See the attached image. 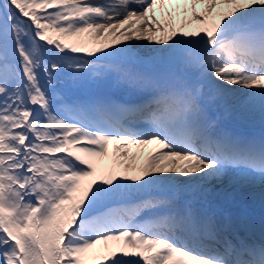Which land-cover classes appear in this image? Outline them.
Here are the masks:
<instances>
[{
  "label": "snow or ice",
  "instance_id": "obj_1",
  "mask_svg": "<svg viewBox=\"0 0 264 264\" xmlns=\"http://www.w3.org/2000/svg\"><path fill=\"white\" fill-rule=\"evenodd\" d=\"M164 3L0 0V264H264V0Z\"/></svg>",
  "mask_w": 264,
  "mask_h": 264
},
{
  "label": "bare ground",
  "instance_id": "obj_2",
  "mask_svg": "<svg viewBox=\"0 0 264 264\" xmlns=\"http://www.w3.org/2000/svg\"><path fill=\"white\" fill-rule=\"evenodd\" d=\"M196 11L201 12L203 14L204 5L197 3L195 5ZM193 9L192 0L189 2H181L175 5L172 4H166L164 3L163 6L160 4H157L156 8L154 9V14L156 15L157 19L160 20L161 24H167L169 17L167 16V13H171V21L179 28L181 23H185L186 27L188 28H194L198 27L197 22L191 21V12ZM226 10V9H225ZM153 13H150V16ZM211 16H215L216 13L210 14ZM233 124H241L238 121H228L226 122V125L230 129H236L237 127ZM242 125V124H241ZM258 128V127H255ZM149 149L145 148L143 150L132 148V153H140L145 152L148 153ZM146 157V156H145ZM145 157H140L137 161L133 163V167L135 169H138L139 165L143 163ZM220 187H224L226 189V193L234 192L235 188L228 187L227 182H225L224 185H216L217 190H219ZM260 197L263 199V202L261 204L262 207H264V186L261 185H255V186H248L243 187L240 189V191L234 196V198L229 201L227 194H225L222 197H217L213 200L214 206H222L227 208H233L236 203L238 204H248L251 207H257L256 204V198ZM212 210H215L213 208Z\"/></svg>",
  "mask_w": 264,
  "mask_h": 264
}]
</instances>
